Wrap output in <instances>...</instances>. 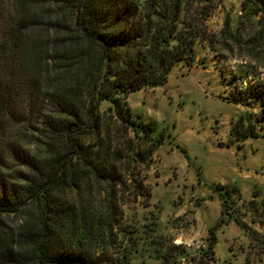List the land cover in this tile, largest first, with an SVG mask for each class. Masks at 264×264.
I'll list each match as a JSON object with an SVG mask.
<instances>
[{
	"label": "trees",
	"instance_id": "16d2710c",
	"mask_svg": "<svg viewBox=\"0 0 264 264\" xmlns=\"http://www.w3.org/2000/svg\"><path fill=\"white\" fill-rule=\"evenodd\" d=\"M214 1L0 0V264H140L145 251L208 264L222 225L252 229L221 184L222 217L195 254L166 238L142 250L125 225L127 207L149 204L158 148L127 98L194 64ZM259 119L245 136L264 137Z\"/></svg>",
	"mask_w": 264,
	"mask_h": 264
},
{
	"label": "rangeland",
	"instance_id": "374dc122",
	"mask_svg": "<svg viewBox=\"0 0 264 264\" xmlns=\"http://www.w3.org/2000/svg\"><path fill=\"white\" fill-rule=\"evenodd\" d=\"M263 13L262 0H215L194 64L180 63L163 84L129 94L127 102L150 126V142L158 147L147 171L149 204L126 209L125 225L137 229L134 242L142 250L158 238L190 245L192 254L206 248L222 217L214 190L221 184L234 189V209L256 233L235 220L222 225L211 263L264 264V137L244 135L253 124L262 131L264 105L255 95L264 89ZM245 199L258 208L250 209ZM4 219L13 224L17 217ZM145 252L140 264L160 263Z\"/></svg>",
	"mask_w": 264,
	"mask_h": 264
}]
</instances>
